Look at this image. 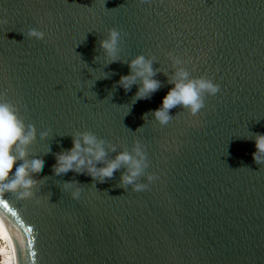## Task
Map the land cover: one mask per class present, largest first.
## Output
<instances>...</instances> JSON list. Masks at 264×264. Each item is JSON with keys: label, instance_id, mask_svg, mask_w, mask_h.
Here are the masks:
<instances>
[{"label": "water", "instance_id": "1", "mask_svg": "<svg viewBox=\"0 0 264 264\" xmlns=\"http://www.w3.org/2000/svg\"><path fill=\"white\" fill-rule=\"evenodd\" d=\"M112 30L115 59L100 46ZM140 56L159 82L147 99L142 78L119 84ZM179 72L219 90L161 123ZM0 101L31 125L15 163L42 160L28 185L0 189L39 264H264V0H0ZM85 133L106 152L98 168L143 157L131 184V164L102 182L55 173Z\"/></svg>", "mask_w": 264, "mask_h": 264}, {"label": "clouds", "instance_id": "2", "mask_svg": "<svg viewBox=\"0 0 264 264\" xmlns=\"http://www.w3.org/2000/svg\"><path fill=\"white\" fill-rule=\"evenodd\" d=\"M29 35L39 37L41 33L32 29ZM118 35V32L112 30L109 37L100 42V46L112 59H115ZM129 68L131 74L122 76L119 81L122 88L127 91L135 83L137 77H140L142 78V87L137 90V99H147L151 93L158 90L159 82L151 78L154 73L150 61H146L143 56H140L130 62ZM177 75L179 79L162 98L160 107L153 112L154 117L161 123H166L170 119L169 110L177 105L186 107L195 113L203 106L202 93L215 94L219 90L218 86L205 79L187 80L185 72H179ZM31 134V125H23L16 115L14 107L0 101V189L11 188L16 183L21 186L28 185L30 179L23 175L25 170L38 171L40 169L42 160L39 157L32 156L27 161L20 160L19 163H15L16 158L23 154V149L18 147L15 156L11 152L13 145L23 144ZM255 148L253 159L261 162L264 160V135L255 138ZM137 155H140L139 150H137ZM105 157L106 152L102 142L92 134H81L80 138L73 139L71 149L57 155L54 170L57 175L69 171L86 172L93 179L99 177L102 182L106 178H111L121 164H131L128 174L122 177V182L125 184H131L141 172L142 156L141 160H134L130 154L120 153L115 160L98 168L96 165L103 162ZM9 172L11 175L7 176ZM141 187L137 185V190Z\"/></svg>", "mask_w": 264, "mask_h": 264}, {"label": "bare ground", "instance_id": "3", "mask_svg": "<svg viewBox=\"0 0 264 264\" xmlns=\"http://www.w3.org/2000/svg\"><path fill=\"white\" fill-rule=\"evenodd\" d=\"M8 203L0 197V242L4 264H39L36 240L30 224L11 214Z\"/></svg>", "mask_w": 264, "mask_h": 264}, {"label": "rangeland", "instance_id": "4", "mask_svg": "<svg viewBox=\"0 0 264 264\" xmlns=\"http://www.w3.org/2000/svg\"><path fill=\"white\" fill-rule=\"evenodd\" d=\"M4 244L0 242V264H4V256L1 255V249L3 248Z\"/></svg>", "mask_w": 264, "mask_h": 264}]
</instances>
